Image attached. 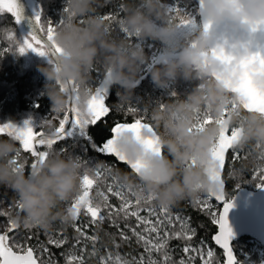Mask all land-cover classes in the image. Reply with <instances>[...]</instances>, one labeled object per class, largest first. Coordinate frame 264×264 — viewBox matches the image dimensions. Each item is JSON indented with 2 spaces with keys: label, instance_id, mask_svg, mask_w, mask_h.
<instances>
[{
  "label": "clouds",
  "instance_id": "obj_1",
  "mask_svg": "<svg viewBox=\"0 0 264 264\" xmlns=\"http://www.w3.org/2000/svg\"><path fill=\"white\" fill-rule=\"evenodd\" d=\"M106 2L110 0H66L68 11L61 13L65 22L56 28L53 37L61 53L52 63L37 68L44 77L45 95L52 112L61 114L66 110L68 98L61 91V86H65L76 89L79 118L87 116L94 91L89 73L97 64L103 67L106 84L123 90L117 93L122 102L132 96L145 54L142 48L109 33L100 11ZM121 2L123 15L119 26L131 37L167 42L179 27V19L169 15L161 0ZM201 4L203 15L211 25L227 20L250 30L253 25L264 24V0H201ZM211 39L210 31L202 29L180 47L178 59L166 61L150 73L157 88L166 87L177 76L184 79L195 76L203 84L186 99H176L165 103L163 110L157 106L150 112L162 154L146 150L131 132L121 131L115 138L116 150L128 162H139L142 167L138 174L111 170L107 175L118 189L131 192L135 199L143 201L151 196L159 207L169 209L184 199L221 195L219 182L210 177L217 167L213 148L225 128L240 129L234 149L252 147L258 156H264V116L245 112L243 98L225 87V80L236 85L239 72L221 70L219 62L207 50ZM234 47L238 49L237 59L250 53L244 44ZM215 48H223L226 53L223 46ZM214 74L220 76V82L213 79ZM252 80L264 92V75L254 73ZM205 113L211 115L213 123L196 131L197 121ZM141 136L155 139L147 130ZM17 148L13 139H0V186L15 193L23 221L42 229L56 222L64 225L73 222V215L64 205L81 193L82 167L78 159L53 152L34 168L19 170L12 162ZM223 195L227 196L225 192ZM19 219L12 220L18 223Z\"/></svg>",
  "mask_w": 264,
  "mask_h": 264
},
{
  "label": "snow or ice",
  "instance_id": "obj_2",
  "mask_svg": "<svg viewBox=\"0 0 264 264\" xmlns=\"http://www.w3.org/2000/svg\"><path fill=\"white\" fill-rule=\"evenodd\" d=\"M202 6V4H201ZM67 13V8L64 9ZM109 12L102 15V19L112 22L117 18V12ZM0 13H9L15 21V24H19L21 20L20 8L18 7L17 0H0ZM173 17L179 19V26H186L192 23L187 17L180 15L176 12ZM35 21L38 27V32H30L27 37L23 39L22 44H17L14 37V33H9L7 39L13 41L16 46V51L19 54H24L27 51H32L38 56L49 57V63H52L57 55L61 53V49L54 42V32L57 27L61 26L65 22V17L57 24H53L51 21L47 22V27L41 23V17L39 13L35 16ZM122 24V20H119V25ZM211 27L210 22H206L203 25V29L208 31ZM264 28V24L253 25L250 28L251 32H256L258 29ZM122 32H126L125 29L119 27ZM108 30V29H107ZM130 35V34H129ZM194 46V45H193ZM9 51V48H5L4 52ZM212 56L221 65V70H238L239 77L235 86L230 81H223L226 88L230 92L238 94L245 101L242 107L245 112H255L261 116H264V92L258 90L252 80V75L262 74L264 75V55L257 53H249L245 57L237 59L235 55L227 54L223 48H213L211 50ZM206 55V54H205ZM254 66H258L255 67ZM213 79L220 82L219 75L214 74ZM106 83V81H105ZM203 87V84L200 85ZM61 91L64 92L68 98V105L66 110L62 113V117H57L54 114L51 118H44L39 124L32 125L30 120H25L21 126L15 123L0 124V139L5 136L11 138L18 144L17 152L13 157V163L16 164L19 170H25L27 161L20 162L22 154H26L31 157L30 167H35L37 163H42L49 154L55 152L61 154L66 150V147L62 146L60 149H55V145L58 142L65 141L67 139H73L78 141L83 139L88 142V146L91 147L96 153L105 156H112L116 161L124 163L133 173L138 174L142 165L137 162L132 164L128 162L115 148V138L121 131L131 132L137 142L141 143L146 150L152 151L157 155L162 154V149L158 145L159 136L156 133L152 125L143 122L144 117L136 118L132 122L115 123L110 129V138L105 139L99 145L91 143L92 137L88 134L89 126H97L103 118L110 114V108L105 104L104 95L102 89H95L88 103L87 116L84 119H80L75 107V101L78 97L75 95L76 89H69L68 87L61 86ZM232 107L235 109L236 105ZM163 110V105L160 106ZM129 113H135V110L128 108ZM57 123V126L52 127L53 122ZM213 123V119L210 114L205 113L202 120L197 121L195 126L196 131H201L207 124ZM47 126L50 129V133H45L43 128ZM143 130H147L153 134L155 139H144L141 136ZM240 129L233 127L231 129L225 128L219 138L216 140L213 148V159L216 162L217 167L212 170L211 179L218 181L221 188V195L214 197L218 211L213 210V205L209 203L213 199L211 196H207L198 203L202 204L201 211L207 212L211 216V222L217 227V233L213 236V240L220 249L223 250V256L225 258L224 264H236L235 257L230 247V240L232 238V230L229 227L227 215L229 210L233 207L232 198H227L223 195L225 189V182L222 178V172L226 167L227 154L233 151L232 161L240 159L239 153L235 152L233 144L239 135ZM86 151V149H83ZM81 164L83 173L81 176V193L74 197L68 207V210L74 217L73 221H77L78 218L83 215L88 218V222L81 225L74 224L75 231L83 237L85 240L91 241L93 245L97 240L95 235H88L85 232L90 225L96 226L102 224L106 219L111 222L112 225L116 224L114 218L122 217L125 221L129 218H134L136 224L134 227H130L132 235L136 237L138 243L143 245V253L139 258L133 257L131 260L122 257L120 254L113 256L109 253L107 256H101L99 264H172V256L168 250V243L171 239H183L185 241H191L194 238L195 230L188 227L187 222L183 217L177 214L175 217L168 215V209L160 207L159 211L151 207H141V205H148L153 200L151 196H147L143 201L139 199H131L133 194L131 192L125 193L123 190L114 188L113 184L107 185V193L99 192L98 195L102 197L101 202H95L92 197V191L94 187L98 185V182L102 177L107 175L110 169L103 165H95L90 160H83L80 156H76ZM261 160L264 161V156H261ZM252 180L257 181L255 186L258 189L264 190V167L255 169L252 173ZM239 184H237V187ZM109 196L115 197L119 200V205H113L109 201ZM17 208L20 210L19 202L16 203ZM105 211L107 215H105ZM142 212H146L147 215H141ZM11 205L7 210L0 209V217L7 218L6 223L0 222V264H52L51 260L42 261L35 254V250L31 246H25L21 242L14 240V234L18 228L10 218ZM178 225L179 230H176ZM25 228L29 226L27 222L24 223ZM139 229V231H138ZM121 239L128 240L129 237L120 232ZM30 239V237H29ZM11 241V243H10ZM48 243L59 248L64 243L65 239H49ZM81 241L76 240V245H79ZM74 245V247L76 246ZM14 249H19L14 250ZM185 258H181L179 264H194L197 257L201 260V264H213L212 250H208L206 253L203 251V242L199 248L190 245H185L182 249ZM43 252L47 253L48 248H43ZM85 252L86 247L81 248L80 254L76 255L70 253L66 258V264H85ZM154 254H156L154 256ZM97 250L93 246L89 256H96ZM159 257V258H157Z\"/></svg>",
  "mask_w": 264,
  "mask_h": 264
},
{
  "label": "trees",
  "instance_id": "obj_3",
  "mask_svg": "<svg viewBox=\"0 0 264 264\" xmlns=\"http://www.w3.org/2000/svg\"><path fill=\"white\" fill-rule=\"evenodd\" d=\"M36 12L41 17V23L47 27V22L50 21L49 15L57 9L61 0H31ZM182 2V6H193L191 13L187 10L181 12L179 9L168 10L170 16H173L176 12L180 15L187 17L192 23L186 26H179L177 31L169 38L167 42L160 40L145 39V47L143 49L145 54V61L140 65V72L138 75V82L133 89L132 96L127 101H121L117 96L118 92L123 90L117 86H108L107 92L104 96L105 104L110 108V114L103 118L97 126H89L88 134L92 137L91 143L99 145L102 141L110 138V129L115 123L132 122L136 118L144 117L145 123L153 126L155 131L157 130L150 118V112L157 106L164 105L165 103L172 102L176 99H186L188 95L197 89L201 81L199 78L193 76L190 79H184L182 76H177L174 81H170L164 88H157L151 81V75L153 69L159 68L163 63L154 61L151 63L152 58H173L178 59L179 49L182 45L188 44L191 39L202 30L204 21L200 18L198 12L199 0H177ZM162 4L167 6L172 5L174 0H161ZM66 8L62 7L60 13L56 15L55 21H51L53 24L59 23L64 16L61 13ZM117 12L116 20L109 22L106 21L109 33L114 34L115 38L122 39V31L119 29V20L123 15V3L121 0H110L106 2L105 6L100 10L101 15L109 12ZM188 14V15H187ZM159 24V22H157ZM9 33H14V37L17 44H22L24 36L19 30L17 24H15L14 18L9 13H0V43L2 47L9 48L5 54H0V124L15 123L21 126L25 120H30L32 125L39 124L44 118H51L54 114L50 108V102L45 95V90L42 88L41 81L44 77L37 70L38 66H47L49 64L48 57L38 56L32 51H27L24 54H19L16 51V46L13 41H9L7 36ZM129 42H135L139 39L131 37L127 39ZM142 41V40H141ZM177 51H172V49ZM208 50V48H207ZM209 51V50H208ZM98 74L104 79L103 67L97 64L89 73L90 79L93 74ZM128 108L135 110V113H129ZM57 117H62L61 114L55 113ZM57 126L54 121L52 127ZM49 127L45 126L43 131L49 132ZM5 136L3 139H6ZM18 146V144H17ZM62 146L66 147V150L61 154L65 156H80L83 160H90L95 165H103L111 170H121L124 172H130V168L126 164L118 162L112 156H105L96 153L91 147L88 146V142L80 139L74 141L73 139H67L62 142H58L55 145V149H60ZM83 149H86L83 150ZM239 153L240 159L235 162L232 161L233 151L227 154L226 167L222 172V178L225 182L224 192L227 194V198H232L239 189H247L255 191L258 189L255 184L257 181L252 180V173L259 167H264V161L257 155V151L252 147L244 150H234ZM27 161L25 171L30 168L31 157L22 154L20 162ZM83 173V169H82ZM110 180L111 177L105 175L100 179L98 185L94 187L92 191V197L95 189L101 187L102 181ZM237 184L239 186L237 187ZM114 188H117L113 184ZM8 188L0 186V201L3 197L9 193ZM104 191V190H103ZM105 194H108L105 192ZM206 195H200L196 198H188L177 202L174 206L168 209V215L175 217L179 214L185 219L190 229L195 230L194 238L191 241H185L183 239H171L168 243V250L172 256V264H179L181 258H185L182 251L185 245L193 247H200L203 242V250L208 247L213 252L212 262L213 264H223L222 254L212 244V237L217 231V227L212 224L211 216L207 212H202L201 203L206 198ZM95 202L98 199L93 197ZM111 204L118 206L119 200L115 197L109 196ZM70 202L64 205L65 208L70 206ZM213 205V210L218 211V206L213 198L209 201ZM141 207H151L159 211L160 207L152 201L148 205H141ZM107 215V212L104 213ZM12 215V211L10 216ZM2 220H6L5 217H0ZM116 224L112 225L109 220H105L102 224L96 226H89L85 229L88 235H95L97 240L95 245L91 241L85 240L74 229L73 225H83L88 222L83 213L77 221H73L68 225H64L60 222L54 223L48 229H42L37 226L30 225L25 228L23 218L18 224V228L14 234V240L23 243L25 246H31L35 250V254L40 260L45 261V258L50 259L52 264H66V258L70 253L76 255L80 254L81 248L86 247L85 252V264H99L101 256H107L111 253L113 256L120 254L122 257L131 260L133 257L139 258L143 253V245L138 243L136 237L132 235L130 227H134L136 221L134 218H129L125 221L122 217L114 218ZM130 227H125V225ZM176 230H179L178 225ZM123 231L128 240L121 239L120 232ZM139 231V229H138ZM30 237V239H29ZM49 239H65L61 247L57 248L48 243ZM79 239L81 243L76 245V240ZM11 243V241H10ZM255 244L249 238H242L235 241L232 248L235 254L241 250L250 252V245ZM74 245H76L74 247ZM256 245V244H255ZM93 246L97 250L96 256H89ZM48 248V252L44 253L43 248ZM19 250V249H14ZM264 256V252H263ZM159 258V257H157ZM246 264H259L258 254L250 253Z\"/></svg>",
  "mask_w": 264,
  "mask_h": 264
},
{
  "label": "water",
  "instance_id": "obj_4",
  "mask_svg": "<svg viewBox=\"0 0 264 264\" xmlns=\"http://www.w3.org/2000/svg\"><path fill=\"white\" fill-rule=\"evenodd\" d=\"M17 4L21 14V20L17 26L21 33L27 37L30 32H38L35 21L36 12L32 1L17 0ZM198 12L202 21L206 23L207 20L203 15L201 0L198 2ZM209 31L212 36L208 44L209 51L220 45L225 48L227 54L237 55L238 49L234 46L236 44H244L250 53L259 52L264 55V28L251 32L249 29H242L238 24L226 20L213 23ZM232 203L233 207L228 212L227 220L233 234L230 240V247L237 264L238 260L232 248L235 241L249 238L264 249V190L256 189L255 191H250L239 189L232 197ZM22 215V212L17 209L15 218H20L19 222ZM212 244L221 252L224 264L223 250L215 244L213 237Z\"/></svg>",
  "mask_w": 264,
  "mask_h": 264
},
{
  "label": "rangeland",
  "instance_id": "obj_5",
  "mask_svg": "<svg viewBox=\"0 0 264 264\" xmlns=\"http://www.w3.org/2000/svg\"><path fill=\"white\" fill-rule=\"evenodd\" d=\"M182 2L174 0V3L172 5L167 6L168 10H175V9H179V11L181 12H186V8L187 10H189L191 13V11L193 10V6H189V5H185L182 6L181 5ZM65 5V0H61V2L59 3L57 9H55L50 15H49V19L50 21H55V17L56 15H58L62 9V7H64ZM188 15V14H187ZM131 36L127 33V32H122V39L127 40L130 39ZM130 44L134 45V46H138L142 49H144L145 47V42L142 40H137L135 42H130ZM4 47H2L1 43H0V54H5L6 52H4ZM173 58H160V57H154L152 58V62L154 61H159L161 63H164L166 61H172ZM90 87L95 89H102L103 90V95L105 96V93L107 92L108 89V85L105 83V78L102 79L98 74L94 73L93 76L91 77L90 81ZM42 84V88L44 89V85H45V80L41 81ZM109 184H114L112 179L110 180H106L104 179L102 181V183L100 184L101 187L98 186V188L95 189V192L93 194V197L98 199V202L102 201V197L98 195L99 192H103L105 194V192L107 193V185ZM104 190V191H103ZM131 199L135 200L134 197H130ZM18 201V198L16 197L15 193H13L11 190H9V193L7 196L3 197L0 201V209H5L7 210L9 208V206L11 205V211H12V215L10 216L11 219L15 218L16 216V212H17V206L16 203ZM141 215H147L146 212H142ZM0 222L2 223H6V220H2L0 219ZM252 241V240H251ZM255 244H251L250 245V253H257L258 254V261L259 264H264V256H263V252L264 249L262 247H260L255 241H252ZM199 248V247H198ZM210 250L208 247H206V250L204 251L205 253ZM249 254L247 252H244L243 250H241L239 253L236 254L238 263L237 264H246L247 259L249 258ZM156 254H154L155 256ZM45 261H48L47 258H45ZM194 264H201V260L199 259V257H197L194 261Z\"/></svg>",
  "mask_w": 264,
  "mask_h": 264
}]
</instances>
